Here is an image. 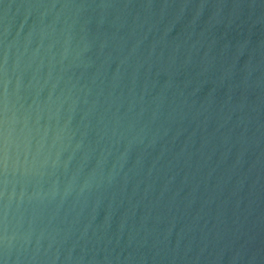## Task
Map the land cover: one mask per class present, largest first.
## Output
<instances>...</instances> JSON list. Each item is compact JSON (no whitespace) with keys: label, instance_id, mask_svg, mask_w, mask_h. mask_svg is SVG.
<instances>
[{"label":"water","instance_id":"obj_1","mask_svg":"<svg viewBox=\"0 0 264 264\" xmlns=\"http://www.w3.org/2000/svg\"><path fill=\"white\" fill-rule=\"evenodd\" d=\"M0 264H264V0H0Z\"/></svg>","mask_w":264,"mask_h":264}]
</instances>
